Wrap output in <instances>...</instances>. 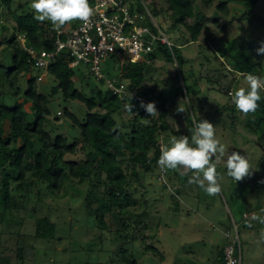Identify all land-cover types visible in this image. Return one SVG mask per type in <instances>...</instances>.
<instances>
[{"label": "rangeland", "instance_id": "374dc122", "mask_svg": "<svg viewBox=\"0 0 264 264\" xmlns=\"http://www.w3.org/2000/svg\"><path fill=\"white\" fill-rule=\"evenodd\" d=\"M125 1L130 6L132 4L136 14L148 20L155 28L159 27L171 42L178 41L181 44L179 40L189 36L185 27L172 25L165 0L150 1L159 10L158 15L150 17L138 10V0ZM16 2L24 4L29 3V0ZM150 2L141 1L140 4L149 6ZM194 5L195 12H201L204 17L198 40L183 45L181 49L186 60L182 71L192 91L199 92L191 100L195 115L200 120L206 119L213 124L217 139L225 147L224 155L219 159L214 156L211 161L216 165L217 183L221 191L213 196L207 195L193 182L195 170L183 167L161 169L157 166L152 172L145 173L138 168L130 189L135 208L129 210L134 214L145 213L138 220L141 222L139 225L132 217L127 218L125 223L128 225L129 236L122 238L120 234H115L118 228H122L108 220L107 216L105 221L112 222L109 225L110 232L102 231L101 235L97 225H93V220L85 217L81 197L76 193L86 189L85 183H66L58 194L43 195L41 200L36 192L38 189H35L31 194L21 193L22 196L19 197L22 210L19 214H13L23 219L22 224H15L17 219L11 222L13 226L18 225V229L0 225V254L1 251H9L7 247L16 243L7 232L19 230L26 236L19 239V246L27 252L24 255L26 264H123L122 255L134 258L138 264H223L218 258L219 249L227 242L231 244L235 237L233 220L237 225L240 264H264V223H260L258 219L264 217V140H259L258 131H252L254 123L249 121L246 114L238 113L231 119L224 109L234 106L230 94L238 88L246 89L247 83L245 76L237 73L232 64H228L221 55L228 42L243 37L249 45V53L264 67V55L256 53L261 42H264V3L258 2L251 13L229 0H211L208 8L199 1ZM220 5H225V8L219 10ZM16 7L14 5L13 9ZM26 9L32 12L30 3ZM43 22L46 21H40V24ZM69 23L63 26H69ZM194 23V20H188L189 25ZM1 24L8 28L14 26L5 8H2ZM151 70L138 89L137 97L143 100L149 94L153 97L163 94L155 104L157 114L151 116V122L158 123L160 120L165 123V127H159L157 140L161 151L172 137L188 136L190 129L186 114L189 107L186 97L175 94V88L181 85V80L177 82L174 78L177 73L175 64L157 57L151 63ZM73 71L75 86L77 90L82 89L86 98L96 97L98 90L105 91L104 80L118 85L123 73L120 63L111 58L100 62L102 81L83 64L75 66ZM263 75L264 69L261 77ZM44 77V83L38 85V89L46 94L50 92L52 80L47 74ZM224 79L233 84L227 95H223L219 89V86L224 85ZM261 92L264 95V90L260 89L259 93ZM57 96L49 105V120L50 124L57 127L59 135L66 137L71 128L69 119L63 117V110L81 120L86 108L80 102H66ZM144 102L147 103L146 100ZM58 111L62 113L56 119L55 113ZM122 116L127 119L126 114ZM71 133L78 135L74 130ZM231 151L247 155L254 168L251 175H246L239 181L227 176L224 162ZM76 154L75 157H78L79 153ZM125 166V162L120 166L124 173L128 172ZM164 182L168 185L166 190L161 186ZM18 194L20 193L17 196ZM146 198L148 200L145 204ZM39 203L43 207L40 210L37 208ZM242 213H247L248 216L244 219ZM49 214L51 221H59L60 240L56 243L34 240L32 235L35 218ZM144 225L147 227L144 228ZM68 230L72 236L70 239H66ZM236 247L237 244L234 245ZM147 248L155 249L157 254L151 253ZM121 249L125 252L121 253ZM31 251H35L34 263L30 258Z\"/></svg>", "mask_w": 264, "mask_h": 264}, {"label": "trees", "instance_id": "16d2710c", "mask_svg": "<svg viewBox=\"0 0 264 264\" xmlns=\"http://www.w3.org/2000/svg\"><path fill=\"white\" fill-rule=\"evenodd\" d=\"M138 1L137 7L141 13L145 12L147 16V13L158 15V7L152 6L151 0ZM141 1L150 2L149 6H142ZM198 1L206 8L211 4V0H165L172 25L185 27L189 36L182 37L179 40L181 44H178V41L172 42L171 48L158 43L153 53L140 62L124 61L120 64L123 70L120 81L125 85L123 95L113 94L106 88L105 91L98 90L96 97L86 98L82 89L77 90L75 86L74 67L69 66L72 59L65 51L55 52L56 30L52 28L50 22L40 24V21L34 19L33 13L26 11L28 2L23 4L16 0H0V16L2 8H5L14 23L12 28L0 25V225L18 229V225L15 224L19 223V226L22 224L23 219L13 214V212L19 214L22 210L19 201L21 193L31 194L33 190L38 189L36 192L41 200L43 195L58 194L66 183L73 181L86 184L83 192L76 193L81 197L85 217L93 220V225L100 229V235L102 231L110 232L109 225L113 222L122 228L121 230L118 228L115 234L127 238L129 236L128 225L125 223L127 218L132 217L137 221V225L141 223L138 220L145 211L142 214H134L129 210L135 208L130 191L133 187L132 178L137 175L138 168L150 173L158 166L157 160L161 153L157 141L159 127H165V123L160 120L158 123L151 122V117L140 107L141 101L137 99V92L145 77L152 71L151 63L157 57L175 64L177 73L174 78L177 82L181 80V85L175 88V94L188 99L189 110L186 119L189 123L190 137L195 123L200 120L191 104L192 96L195 97L199 92H193L184 77L182 70L186 60L181 49L183 45L198 40L204 17L201 12H195L194 4ZM229 1L241 5L248 13H251L258 2L264 3V0ZM92 2L93 0H89L90 5ZM14 5L17 6L15 9ZM218 7L222 10L225 5ZM131 12H136L132 4ZM189 19L195 23L189 25ZM75 22H70L69 25ZM137 25L146 26L153 33H157V29L148 20L137 21ZM159 30L162 31L160 28ZM27 48L53 53L54 57L44 70L38 71L31 67V57ZM221 55L239 74L262 75L263 64L249 53V45L243 37L228 42ZM39 73L44 75L38 82ZM45 74L52 80L50 92L46 94L38 89V85L44 83ZM207 81L210 82L209 79ZM225 82L224 79V85L219 86L223 95H227L233 86L231 81ZM57 95L66 102H80L86 108L81 120L63 110V117L69 119L71 128L66 137L59 135L57 127L50 124L49 120L51 116L49 105ZM260 96L256 110L246 115L249 121L254 123L252 131H258L259 140H264L263 92ZM162 97V93L155 97L149 94L143 99L156 104ZM224 109L228 111L231 119L241 113L234 106ZM61 113V111L55 113L56 119ZM122 114H126L127 119L123 118ZM73 130L76 134L78 132V135L71 133ZM76 153H79L78 157H75ZM213 158L214 156L211 161ZM124 162L128 171L125 173L120 169ZM161 186L163 190L168 188L166 182ZM17 193L20 194L17 196ZM147 200L146 198L145 204ZM37 208L40 210L43 207H40L39 203ZM243 214L245 213H242V218ZM105 216L112 222L105 221ZM50 219L51 214L35 218V230L32 235L34 240L55 243L60 240L59 221L53 222ZM12 221L15 223L14 226L11 225ZM232 226L238 239L237 225L233 220ZM146 227L144 225V228ZM7 233L10 238L16 240V243L7 247L9 251L4 253L1 251L0 264H26L24 255H27V252L19 246V239L26 238L25 234L19 230ZM67 233L69 234L66 239H70L72 236L69 230ZM100 235L97 237H101ZM1 237L2 232L0 239ZM235 237L231 244L227 242L219 249L220 263L225 264L224 249L228 245L234 248L237 244L234 254L238 256L239 239L236 241ZM147 250L157 254L153 248ZM31 252L30 258L34 263L35 251ZM120 252L125 251L121 249ZM121 260L123 264H138L134 258H127L124 255L121 256Z\"/></svg>", "mask_w": 264, "mask_h": 264}, {"label": "clouds", "instance_id": "9594fccd", "mask_svg": "<svg viewBox=\"0 0 264 264\" xmlns=\"http://www.w3.org/2000/svg\"><path fill=\"white\" fill-rule=\"evenodd\" d=\"M29 3L34 19L49 21L55 30H59L66 23L74 20L87 24L94 12L89 0H29ZM256 53L264 55V42H261ZM244 79L247 88H238L230 95L235 108L242 114H248L254 112L258 106L257 102L261 99L259 90L264 88V77L250 73ZM140 107L150 117L157 114L154 102L141 101ZM224 152L225 147L217 139L213 124L206 119L199 120L195 123L190 137L180 135L177 138L174 136L167 146L161 148L157 165L161 169L183 167L187 170H195L193 182L197 183L207 195L213 196L221 191V187L217 183L216 165L211 162V158L217 156L219 159ZM224 163L227 176L234 181L251 175V170L254 169L247 155L237 151H231ZM253 218L257 219V217ZM258 219L260 223H264V217Z\"/></svg>", "mask_w": 264, "mask_h": 264}, {"label": "built area", "instance_id": "2783aa9c", "mask_svg": "<svg viewBox=\"0 0 264 264\" xmlns=\"http://www.w3.org/2000/svg\"><path fill=\"white\" fill-rule=\"evenodd\" d=\"M90 6L94 12L87 24L76 20L73 25L56 30L55 52H67L72 59L70 67L83 64L98 80H103L99 66L108 58L120 64L124 61L137 63L153 53L158 43L171 48L170 38L159 28H156L157 33H153L148 27L137 25V21L143 20V17L131 12L130 4L125 0H93ZM26 50L31 57V67L38 71L44 70L54 57L53 53L46 51ZM42 78L43 73H39L37 81ZM104 84L113 94L125 93L123 82L114 85L104 80ZM137 99L145 101L139 97ZM235 240L238 241L237 236ZM224 259L225 264H240V251L235 256L233 246L229 245L224 249Z\"/></svg>", "mask_w": 264, "mask_h": 264}]
</instances>
